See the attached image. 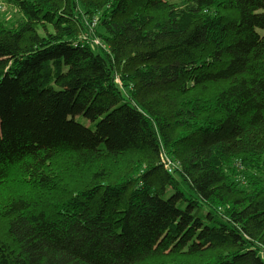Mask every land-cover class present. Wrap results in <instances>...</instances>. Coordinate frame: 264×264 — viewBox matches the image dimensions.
<instances>
[{
  "label": "trees",
  "instance_id": "1",
  "mask_svg": "<svg viewBox=\"0 0 264 264\" xmlns=\"http://www.w3.org/2000/svg\"><path fill=\"white\" fill-rule=\"evenodd\" d=\"M6 1L0 264H264V0Z\"/></svg>",
  "mask_w": 264,
  "mask_h": 264
},
{
  "label": "rangeland",
  "instance_id": "2",
  "mask_svg": "<svg viewBox=\"0 0 264 264\" xmlns=\"http://www.w3.org/2000/svg\"><path fill=\"white\" fill-rule=\"evenodd\" d=\"M226 13L227 12L223 10L221 14H226ZM20 20H21L20 13L14 7H12L6 0H0V21H2L8 28H11L14 24H18ZM99 20H100V15H96L94 18L89 19L87 22V30L88 31L91 30L90 32H92L91 36L88 37L90 40L89 44H92L94 46H97L94 44L95 39L97 38L100 40L101 38L99 35L103 34L102 29L99 28V25H98ZM94 22H96L95 26H94ZM99 46H102V45H99ZM196 93H200V91L195 92L194 94ZM81 122L86 125L94 124L83 118L81 119ZM164 153L166 152L164 151ZM165 164L167 166H171V163H165ZM50 171L51 172L54 171L53 166L51 167ZM58 180L60 181L62 187L68 188L73 185V175L68 171L60 172ZM16 186L17 184H11L10 188L15 189ZM26 188L29 189L30 187H26ZM2 208H3V205L0 203V210H2ZM0 224L3 225L1 220H0Z\"/></svg>",
  "mask_w": 264,
  "mask_h": 264
},
{
  "label": "built area",
  "instance_id": "3",
  "mask_svg": "<svg viewBox=\"0 0 264 264\" xmlns=\"http://www.w3.org/2000/svg\"><path fill=\"white\" fill-rule=\"evenodd\" d=\"M94 44H95V45H100V41L96 39V40L94 41ZM168 159H169V157H168V156H165L164 153H163V155H162V161L164 162V164H165V163H169V162H168ZM165 166H167V165L165 164ZM167 168H169V166H167Z\"/></svg>",
  "mask_w": 264,
  "mask_h": 264
}]
</instances>
